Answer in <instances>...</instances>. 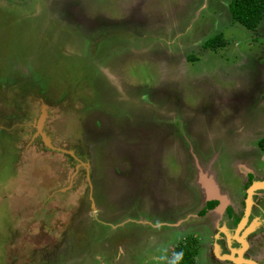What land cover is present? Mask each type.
<instances>
[{
    "label": "rangeland",
    "instance_id": "1",
    "mask_svg": "<svg viewBox=\"0 0 264 264\" xmlns=\"http://www.w3.org/2000/svg\"><path fill=\"white\" fill-rule=\"evenodd\" d=\"M229 1L0 0V264H171L187 236L195 264H229L264 176V14L247 29ZM42 104L73 154L33 137ZM260 190L245 254L264 263Z\"/></svg>",
    "mask_w": 264,
    "mask_h": 264
},
{
    "label": "trees",
    "instance_id": "2",
    "mask_svg": "<svg viewBox=\"0 0 264 264\" xmlns=\"http://www.w3.org/2000/svg\"><path fill=\"white\" fill-rule=\"evenodd\" d=\"M228 10L231 19L245 26L247 29L255 30L264 14V0H230ZM226 40L221 32L208 37L203 43L204 48H217L225 46ZM260 148L264 150V139L259 142ZM215 201H209L205 208L201 209L200 215L204 214L207 208H212ZM183 240L174 245L171 264H195L196 255L198 254V241L195 237H185ZM196 239V240H195Z\"/></svg>",
    "mask_w": 264,
    "mask_h": 264
},
{
    "label": "flooded vegetation",
    "instance_id": "3",
    "mask_svg": "<svg viewBox=\"0 0 264 264\" xmlns=\"http://www.w3.org/2000/svg\"><path fill=\"white\" fill-rule=\"evenodd\" d=\"M261 103L262 104H264V98L262 99V101H261ZM255 111H257V110H255ZM260 139L259 140H261V139H263L264 138V136H261V137H259ZM260 150V152L261 153H263L264 154V150H262V148H260L259 149ZM247 174V182L248 181H250V183L248 184V187L254 182L252 179H253V173L252 172H247L246 173ZM264 179V178H263ZM248 189V188H247ZM257 190H260V189H257ZM257 190L253 193V194H255V193H257ZM260 191H263V193H264V189H261ZM246 198H247V192H246V197H245V201H244V204H245V209H246ZM263 199H264V196H263ZM212 200H214L215 201V205L212 207V208H207L206 209V211H205V213L204 214H202V215H205L208 211H212V210H214L219 204H220V198H218V197H212V198H209V199H207L205 202H204V206L202 207V209L203 208H205V205L207 204V202H209V201H212ZM252 201H253V197H252ZM261 203H263V202H261ZM252 205H253V202L251 203V206H250V208H249V212H250V210H251V207H252ZM254 206V205H253ZM225 212L229 215V214H233L232 212V210H233V205L232 204H228L226 207H225ZM201 211V210H200ZM200 211H198V213H197V215H199V212ZM249 212L245 215V210H244V213H243V217H241V218H238L237 219V217H232L231 219H232V222H234L235 220H236V229L234 230V233H233V235L236 233V231L239 229L238 227L240 226V224L241 223H243L244 222V224L242 225V227L239 229V231H238V235L239 236H243V233L246 231V229H245V226L244 225H246L245 223H246V221H247V215L249 214ZM244 218H246L245 219V221H243L244 220ZM260 224H262V223H260ZM252 226V225H251ZM250 226V227H251ZM253 226H254V224H253ZM250 227H249V229H250ZM249 229L247 230V232L245 233V235H244V238H243V241H244V243H245V245H243V242H240V241H238L236 238H234L233 236V239H235V241L238 243V246H239V248L238 249H234V253H233V248H231V250H229V251H231L233 254H231L232 255V257L234 258V259H236V258H239V261L241 262L240 264H261V263H259V262H257V260L256 259H253V258H249L245 253L247 252V251H249V250H251V248L253 247V244H255V243H257V241H258V239L257 238H254V241H251L250 240V237L254 234V235H256L257 234V232H255V233H252V235H249L248 233H249ZM240 232V233H239ZM231 237V238H232ZM231 240V239H230ZM241 249V252H240V254H239V252H237V250H240ZM212 252H213V250H212ZM214 255H215V252L213 253ZM217 255H218V257L219 258H217V259H219L220 261H223V262H229V264H238L236 261H234V260H232V259H229V258H225V257H221L218 253H217ZM216 257V256H215ZM221 257V258H220ZM249 262H252V263H249ZM196 263V262H195Z\"/></svg>",
    "mask_w": 264,
    "mask_h": 264
},
{
    "label": "water",
    "instance_id": "4",
    "mask_svg": "<svg viewBox=\"0 0 264 264\" xmlns=\"http://www.w3.org/2000/svg\"><path fill=\"white\" fill-rule=\"evenodd\" d=\"M47 105L46 104H42L41 108H40V114L37 117V119L34 120V127L36 128V132L34 133L33 137L35 136H39L40 139L43 141V143L45 144V146L49 147L50 149H54L57 151H61V152H66V153H70L73 154L72 151L68 150V149H64L61 147H56L51 143V139L50 137L47 135V133L45 132V130L43 129L44 127V122L46 120V117L48 116L47 113ZM85 165H88V163H86ZM257 189H264V181H256L253 182L247 189V198H246V210H245V215L249 212V208L251 206L252 203V195L253 193L257 190ZM209 194H211L209 192ZM209 199V198H208ZM246 218H244L243 221H245ZM217 249V246H216ZM240 254V252H239ZM223 257L225 258H229L232 259L234 261H236L232 255H224ZM238 264H240V261H236ZM252 263V262H249Z\"/></svg>",
    "mask_w": 264,
    "mask_h": 264
},
{
    "label": "crops",
    "instance_id": "5",
    "mask_svg": "<svg viewBox=\"0 0 264 264\" xmlns=\"http://www.w3.org/2000/svg\"><path fill=\"white\" fill-rule=\"evenodd\" d=\"M260 120H262V118H260ZM264 134V130H263V133H261V135H259V137H261L262 135ZM258 137V138H259ZM263 156H264V154H262ZM264 158V157H263ZM251 161V160H250ZM250 172H252L254 175L256 174V172H257V174H260L261 173V171H259L258 169H255L254 168V166L253 165H251L250 166ZM264 176L259 180V181H264ZM261 209V208H260ZM264 209L262 208V211H263ZM257 260V262H259V263H261V264H264L263 262H261V260L259 261L258 259H256Z\"/></svg>",
    "mask_w": 264,
    "mask_h": 264
},
{
    "label": "bare ground",
    "instance_id": "6",
    "mask_svg": "<svg viewBox=\"0 0 264 264\" xmlns=\"http://www.w3.org/2000/svg\"><path fill=\"white\" fill-rule=\"evenodd\" d=\"M243 224H244V222L241 223L240 226H239L238 228L240 229V228L242 227ZM251 227H252V226H251ZM239 229H238V230H239ZM238 230L236 231V233H235V235H234V238L239 239V241H240V242H243V245H245V243H244V241H243V238H244L243 236L245 235V233L247 232L248 229H246V231L243 233V236H240V237H238V235H237ZM232 251H234V250H232ZM237 252H241V249H240V250H237ZM235 260H236V261H239V258H236Z\"/></svg>",
    "mask_w": 264,
    "mask_h": 264
}]
</instances>
